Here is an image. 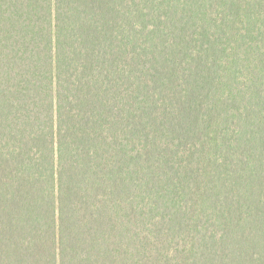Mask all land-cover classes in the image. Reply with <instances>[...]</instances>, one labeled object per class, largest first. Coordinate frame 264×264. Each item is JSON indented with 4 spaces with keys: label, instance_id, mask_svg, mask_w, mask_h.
Wrapping results in <instances>:
<instances>
[{
    "label": "trees",
    "instance_id": "16d2710c",
    "mask_svg": "<svg viewBox=\"0 0 264 264\" xmlns=\"http://www.w3.org/2000/svg\"><path fill=\"white\" fill-rule=\"evenodd\" d=\"M0 264H264V0H0Z\"/></svg>",
    "mask_w": 264,
    "mask_h": 264
}]
</instances>
